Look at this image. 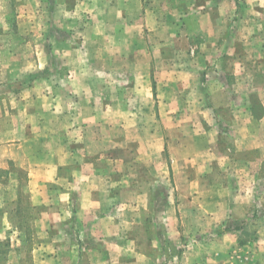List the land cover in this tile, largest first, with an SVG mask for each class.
Returning <instances> with one entry per match:
<instances>
[{
  "label": "rangeland",
  "instance_id": "rangeland-1",
  "mask_svg": "<svg viewBox=\"0 0 264 264\" xmlns=\"http://www.w3.org/2000/svg\"><path fill=\"white\" fill-rule=\"evenodd\" d=\"M186 4L0 0V264H264V74L170 105Z\"/></svg>",
  "mask_w": 264,
  "mask_h": 264
},
{
  "label": "crops",
  "instance_id": "crops-1",
  "mask_svg": "<svg viewBox=\"0 0 264 264\" xmlns=\"http://www.w3.org/2000/svg\"><path fill=\"white\" fill-rule=\"evenodd\" d=\"M184 1H187L188 5H186L189 9L180 12V20L176 19L175 22L166 24L167 28L171 27L172 32L166 34L164 38L165 44L169 46L165 56L170 60L172 70L170 77L166 80L170 87V94H175L170 96V105L174 103L184 105L186 101L179 94L183 92L184 82L189 81L188 84L192 83L196 90H202L198 103L204 106L202 112L207 115V112L210 113L209 109H214V106L221 103L236 104L232 95L240 90L237 85L240 82L248 81V76L253 81L257 79L254 78L257 73H260V76L262 73L264 74L260 70L262 65H258L261 61L263 46L264 17L257 18L250 15L245 16V14L238 16L237 13V8L241 7L240 11H242L244 6L247 7L246 11L259 10L256 13H260L264 0H260V6L258 1L251 0L244 3L243 6H240L238 0ZM154 55L156 56V54ZM178 57H192L190 62L193 64L189 62L190 66L187 67L183 63H179L181 71H177L178 63L174 58ZM227 58L229 65H226ZM174 64L176 65L175 69ZM227 75H232V81ZM259 83L257 82L258 87ZM216 90L222 91L221 97H227H224L223 101L221 97L220 99L216 98L214 95ZM174 99L176 100L174 101ZM261 103L264 101L262 100ZM212 112L216 119H220L215 111ZM214 116L204 119H214ZM252 119L254 118L252 117ZM61 145L62 143H60ZM2 155L7 156L8 154ZM86 168L87 166L83 165L80 169L83 171ZM78 174L79 172L76 173V175Z\"/></svg>",
  "mask_w": 264,
  "mask_h": 264
},
{
  "label": "trees",
  "instance_id": "trees-1",
  "mask_svg": "<svg viewBox=\"0 0 264 264\" xmlns=\"http://www.w3.org/2000/svg\"><path fill=\"white\" fill-rule=\"evenodd\" d=\"M262 170H263V172H264V161H263V169H262Z\"/></svg>",
  "mask_w": 264,
  "mask_h": 264
}]
</instances>
